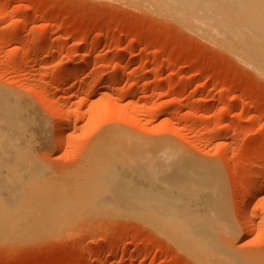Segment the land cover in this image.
<instances>
[{"label":"rangeland","instance_id":"rangeland-1","mask_svg":"<svg viewBox=\"0 0 264 264\" xmlns=\"http://www.w3.org/2000/svg\"><path fill=\"white\" fill-rule=\"evenodd\" d=\"M157 3L0 0V90L64 128L0 150V217L51 231L0 242V264H264V192L242 216L264 177V6L207 36Z\"/></svg>","mask_w":264,"mask_h":264},{"label":"bare ground","instance_id":"bare-ground-1","mask_svg":"<svg viewBox=\"0 0 264 264\" xmlns=\"http://www.w3.org/2000/svg\"><path fill=\"white\" fill-rule=\"evenodd\" d=\"M157 7L160 11L170 10L178 17V22L187 28H194L199 25V28L207 36L212 32L224 33L221 31L219 25L224 24V17L228 14L231 7L234 6H251L258 5L264 6V0H157ZM122 34V33H121ZM123 36H118L121 38ZM127 37V35H126ZM133 44V43H132ZM136 44V43H135ZM131 48L137 47L136 45L129 44ZM166 46V45H165ZM167 47V46H166ZM122 52V51H119ZM123 54H127L123 51ZM117 52L115 53V55ZM122 53H118L117 56ZM114 55V56H115ZM116 57V56H115ZM125 57V56H123ZM83 72V69H68L65 71L67 75H73L74 79L54 85L51 88L52 93L55 95L59 90H67L76 82L77 76ZM92 89L96 85H92ZM90 87V85H89ZM31 89L37 92L38 98L45 101V92L39 86L31 85ZM82 89V88H81ZM134 90L136 88H133ZM91 90V89H90ZM80 91V90H79ZM95 91V90H94ZM91 91V92H94ZM48 104L52 107V116L56 123H60L67 114L61 108L53 96ZM64 128L58 127L56 130L52 129L51 123L47 116L41 112L36 105L29 100H25L7 90H0V150L2 151H16L20 149H29L35 147L36 144H51L54 145L62 142ZM51 137H53L50 142ZM51 147V146H50ZM231 157V156H230ZM229 158V154H226ZM247 173H243L242 181L248 180ZM260 192H264V177H262L257 187L251 189L247 197L243 201L242 216L245 217L248 212L249 204ZM152 209V207H151ZM153 216L152 213H150ZM228 229L230 234L234 237L235 230L232 219H230V210L228 212ZM235 225V224H234ZM51 233L48 229L42 230H19L12 228V224L5 221L0 217V242L20 241L35 239L43 237ZM50 235V234H49ZM47 237V236H46ZM40 239V238H39ZM30 241V240H29ZM33 241V240H32Z\"/></svg>","mask_w":264,"mask_h":264}]
</instances>
